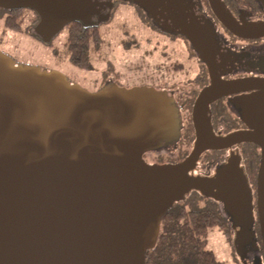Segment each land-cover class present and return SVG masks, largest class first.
I'll return each mask as SVG.
<instances>
[{
    "label": "water",
    "instance_id": "water-1",
    "mask_svg": "<svg viewBox=\"0 0 264 264\" xmlns=\"http://www.w3.org/2000/svg\"><path fill=\"white\" fill-rule=\"evenodd\" d=\"M31 1L0 0V6L38 10L42 19L33 32L47 43L48 34L83 20L90 9L89 0ZM212 4L216 9L221 1ZM55 14L61 22L47 29ZM15 63L0 50V264H146L163 215L179 199L175 180L204 150L241 140L264 147V126L227 137L205 127L196 115L205 94L195 109L191 154L178 163L150 164L144 153L179 131L172 98L146 87L91 92L59 70ZM260 179L264 242V163ZM231 183L217 198L241 227L234 240L240 250L242 230L253 231V195L245 180Z\"/></svg>",
    "mask_w": 264,
    "mask_h": 264
},
{
    "label": "flooded vegetation",
    "instance_id": "flooded-vegetation-1",
    "mask_svg": "<svg viewBox=\"0 0 264 264\" xmlns=\"http://www.w3.org/2000/svg\"><path fill=\"white\" fill-rule=\"evenodd\" d=\"M54 1L44 2L52 5ZM220 1L215 9L212 0H89L83 20L73 19L65 25L86 28L85 56L78 54L79 64L70 62L73 66L66 70L22 53L11 43L10 31L24 29L25 36L50 47L59 34H48L51 41L47 43L33 32L41 13L13 3L0 6V50L16 65L60 69L71 83L91 92L114 86L146 87L172 98L179 112V131L161 138L143 158L150 164L178 163L195 147V109L205 94L207 103L196 115L216 136L257 133L264 126V0ZM39 3L42 0L30 2ZM61 20L55 14L46 28L54 29L52 23ZM263 163V145L241 140L204 150L173 184L179 197L174 205L225 210L224 201L217 198L224 187L237 179L247 182L254 203L253 231L242 230L240 250L234 240L241 227H234L231 220V232L225 234L233 257L241 264H264L257 204Z\"/></svg>",
    "mask_w": 264,
    "mask_h": 264
},
{
    "label": "trees",
    "instance_id": "trees-1",
    "mask_svg": "<svg viewBox=\"0 0 264 264\" xmlns=\"http://www.w3.org/2000/svg\"><path fill=\"white\" fill-rule=\"evenodd\" d=\"M85 32L86 28L76 23L68 28V56L76 65L78 54L83 55L85 49L82 41ZM213 226L224 234L231 232V220L223 209L216 206L190 209L175 204L162 217L158 242L147 251L146 264H225L208 247V234Z\"/></svg>",
    "mask_w": 264,
    "mask_h": 264
},
{
    "label": "rangeland",
    "instance_id": "rangeland-1",
    "mask_svg": "<svg viewBox=\"0 0 264 264\" xmlns=\"http://www.w3.org/2000/svg\"><path fill=\"white\" fill-rule=\"evenodd\" d=\"M11 35V43L15 45L20 52L46 59L55 67L59 64L58 67L60 69L66 70V67L69 68L70 66H73L68 58L66 45L68 40L67 27L64 26L59 34L55 36L52 47L48 46L46 43H39L38 41L25 36L24 29L22 31H10V36ZM53 69L61 71L60 69ZM208 247L212 249L219 260L223 261L225 264H241L233 257L234 254L231 251V247L226 243L225 234L218 226H213L209 230Z\"/></svg>",
    "mask_w": 264,
    "mask_h": 264
}]
</instances>
